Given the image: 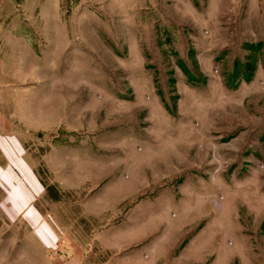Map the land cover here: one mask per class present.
Returning a JSON list of instances; mask_svg holds the SVG:
<instances>
[{
	"label": "rangeland",
	"instance_id": "1",
	"mask_svg": "<svg viewBox=\"0 0 264 264\" xmlns=\"http://www.w3.org/2000/svg\"><path fill=\"white\" fill-rule=\"evenodd\" d=\"M2 4L0 264H264V0Z\"/></svg>",
	"mask_w": 264,
	"mask_h": 264
},
{
	"label": "crops",
	"instance_id": "2",
	"mask_svg": "<svg viewBox=\"0 0 264 264\" xmlns=\"http://www.w3.org/2000/svg\"><path fill=\"white\" fill-rule=\"evenodd\" d=\"M3 2H6V0H0V9L3 8ZM4 21V20H3ZM4 23V22H3ZM2 23V24H3ZM7 35V33H4ZM0 35H3L2 30L0 29ZM0 40L1 36H0ZM3 72V69H0ZM11 83L9 80L0 78V153H12V152H18L17 158H15V161H12L7 158L6 162L3 164L0 162V169H8L9 167H28L27 163L25 162L23 156V145L21 144V139L17 132L16 127L21 124V121L24 119V117H19L18 112L14 111L12 112L11 108L9 107V102L11 101V95L15 94L18 95L19 89L17 90L15 87L11 86ZM25 96H21V98H24ZM16 99V97H15ZM10 163V164H9ZM9 164V165H8ZM20 195L24 196L23 190L20 188ZM15 192V191H14ZM16 192H18L16 190ZM11 199V198H10ZM24 199L26 201H24ZM12 200V199H11ZM24 204L28 201L26 197H23ZM19 209V208H18ZM23 212L21 214L25 213V208L22 209ZM19 214V213H18ZM39 221V219H38ZM37 221V222H38ZM34 233L37 234L38 237L42 239L43 242H41V247H54V243H52L51 239L48 240L49 237L53 236L54 232L50 228V226L45 222H38L34 225Z\"/></svg>",
	"mask_w": 264,
	"mask_h": 264
}]
</instances>
